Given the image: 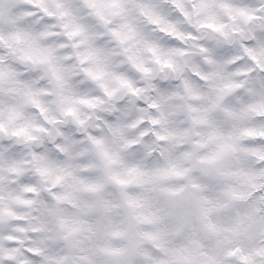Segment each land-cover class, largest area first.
<instances>
[{
    "label": "clouds",
    "instance_id": "9594fccd",
    "mask_svg": "<svg viewBox=\"0 0 264 264\" xmlns=\"http://www.w3.org/2000/svg\"><path fill=\"white\" fill-rule=\"evenodd\" d=\"M0 264H264V0H0Z\"/></svg>",
    "mask_w": 264,
    "mask_h": 264
}]
</instances>
